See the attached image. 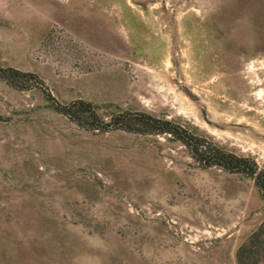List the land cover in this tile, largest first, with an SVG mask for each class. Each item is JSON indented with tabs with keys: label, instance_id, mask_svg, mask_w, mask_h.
I'll list each match as a JSON object with an SVG mask.
<instances>
[{
	"label": "rangeland",
	"instance_id": "obj_1",
	"mask_svg": "<svg viewBox=\"0 0 264 264\" xmlns=\"http://www.w3.org/2000/svg\"><path fill=\"white\" fill-rule=\"evenodd\" d=\"M0 66L264 167V0H0ZM263 219L250 176L168 134L85 128L0 77V264H237Z\"/></svg>",
	"mask_w": 264,
	"mask_h": 264
},
{
	"label": "trees",
	"instance_id": "obj_2",
	"mask_svg": "<svg viewBox=\"0 0 264 264\" xmlns=\"http://www.w3.org/2000/svg\"><path fill=\"white\" fill-rule=\"evenodd\" d=\"M0 77L16 88L41 87L53 108L85 128L98 130L118 128L143 134H168L182 143L200 166H217L250 176L264 199V167L259 166L252 155L228 150L209 135L198 133L190 126L136 109H118L104 117L90 100L84 98H75L67 102L56 100L36 73L12 66H0ZM235 257L237 264L264 262V219L238 245Z\"/></svg>",
	"mask_w": 264,
	"mask_h": 264
},
{
	"label": "crops",
	"instance_id": "obj_3",
	"mask_svg": "<svg viewBox=\"0 0 264 264\" xmlns=\"http://www.w3.org/2000/svg\"><path fill=\"white\" fill-rule=\"evenodd\" d=\"M260 264H264V262H261Z\"/></svg>",
	"mask_w": 264,
	"mask_h": 264
}]
</instances>
